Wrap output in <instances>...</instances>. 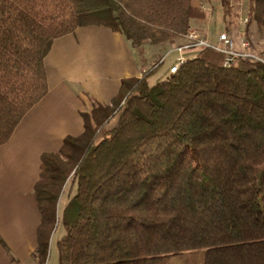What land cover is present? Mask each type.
Returning <instances> with one entry per match:
<instances>
[{"label": "trees", "instance_id": "1", "mask_svg": "<svg viewBox=\"0 0 264 264\" xmlns=\"http://www.w3.org/2000/svg\"><path fill=\"white\" fill-rule=\"evenodd\" d=\"M248 16L264 26V0H248ZM204 18L192 0H0V145L47 93L54 39L102 25L142 57ZM222 61L203 47L154 83L157 66L122 80L109 104L82 113L79 135L41 155L37 264L58 226L57 264H169L194 251L203 264H264V61Z\"/></svg>", "mask_w": 264, "mask_h": 264}, {"label": "crops", "instance_id": "2", "mask_svg": "<svg viewBox=\"0 0 264 264\" xmlns=\"http://www.w3.org/2000/svg\"><path fill=\"white\" fill-rule=\"evenodd\" d=\"M200 1L209 5V0ZM200 1L192 3L206 10V18L193 20L192 27L206 36L211 16ZM186 41L182 37L172 44L144 45L141 57L119 32L102 25L77 27L53 40L44 58L47 93L0 145V264H37L41 216L33 188L41 155L56 152L64 137L83 131L82 113L91 110L93 101L109 104L122 80L142 77Z\"/></svg>", "mask_w": 264, "mask_h": 264}, {"label": "rangeland", "instance_id": "3", "mask_svg": "<svg viewBox=\"0 0 264 264\" xmlns=\"http://www.w3.org/2000/svg\"><path fill=\"white\" fill-rule=\"evenodd\" d=\"M228 1H229L230 10L227 15H224L223 13L221 0H209V5L204 4V2L200 1V3L204 7H209V13L211 16L207 28L204 29L206 36L202 35L203 39L209 43L214 44L213 42L207 40V38H210L211 40H215V42L217 41V43L215 44H218L219 43L218 37L222 33L229 34L231 37L235 39V41H238V37L244 34V37H246L248 42H250L251 48L249 49V51L252 54H254L256 57L264 61V26L261 25L257 26L255 22H251L248 24V21L250 20L248 16V0H228ZM192 29L194 28L192 27ZM182 44L175 45L174 49ZM200 49L201 48L198 47L189 48L186 49V51L182 52V54L183 56L186 55L188 57H192ZM188 52H190L192 55L188 54ZM163 53L164 52L162 51L158 55L161 57ZM166 55L167 56L165 61L163 63L159 61V63L156 65L157 68L153 72L149 73L148 75L149 83H154L164 78L168 72L167 70L170 64L180 55V53L179 51L174 50L168 52V54ZM157 59L159 60V58ZM115 121H116V117H113L112 119L109 120V123L106 127L111 128L114 125ZM100 137L101 134L98 135L97 139H99ZM74 193H75V183L74 182L72 183V181L69 179L59 198V202H58L59 209L64 206V204ZM63 233H64L63 228L58 226L51 235L48 258H47L49 259V264H57L56 241L63 235ZM169 264H203V253L202 251L187 252L182 255L171 258Z\"/></svg>", "mask_w": 264, "mask_h": 264}, {"label": "built area", "instance_id": "4", "mask_svg": "<svg viewBox=\"0 0 264 264\" xmlns=\"http://www.w3.org/2000/svg\"><path fill=\"white\" fill-rule=\"evenodd\" d=\"M185 38H187V43L175 48V50L179 51L180 55L169 66L168 70L170 73L176 72L180 64L190 58L186 55L183 56L182 52L186 51V49L194 47H208L222 53V66L224 68L230 67L237 58H248L263 61L249 51V42L246 37H244V34L238 37V41H235V39L229 34L222 33L218 37L219 43L212 44L204 40L203 37L195 29L190 28L185 35Z\"/></svg>", "mask_w": 264, "mask_h": 264}]
</instances>
